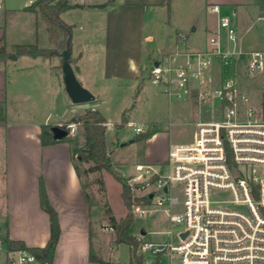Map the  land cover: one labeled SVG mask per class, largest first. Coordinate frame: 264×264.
I'll use <instances>...</instances> for the list:
<instances>
[{
    "label": "crops",
    "instance_id": "obj_1",
    "mask_svg": "<svg viewBox=\"0 0 264 264\" xmlns=\"http://www.w3.org/2000/svg\"><path fill=\"white\" fill-rule=\"evenodd\" d=\"M32 1L24 0L18 9L33 19L27 42L8 31L3 22L4 7L0 10V43L9 52L0 61V102L5 107V120L0 124V205L7 212L0 236L7 233L27 246L46 243L49 217L39 203L41 179L60 226L52 264H102L90 259V252H95L93 238L102 236V220L100 215L93 214L89 194L74 169L71 146L65 141L42 145L38 136L42 124L66 122L80 111L81 103L71 102L65 91L58 55H16L12 50L16 44L53 46L46 18L37 10L25 9ZM70 3L77 6L61 12L60 17L72 25L71 65L77 80L94 95L88 107L97 109L106 122L114 124L119 121L111 117L109 98L120 96L114 105L116 114L122 117L124 113L130 123L126 108L132 97L139 94L149 67L160 60L170 63V45L182 48L175 51L176 59L182 62L195 58L198 52L208 51L209 38L221 33L218 21L225 15L236 31L238 48L253 50L245 43L243 34L256 21L260 25L264 21L259 0H70ZM215 4L219 6L218 12L209 8ZM70 10L80 11L77 26L72 19L62 17ZM222 37L221 33V40ZM166 158L165 155L158 162H165Z\"/></svg>",
    "mask_w": 264,
    "mask_h": 264
},
{
    "label": "built area",
    "instance_id": "obj_2",
    "mask_svg": "<svg viewBox=\"0 0 264 264\" xmlns=\"http://www.w3.org/2000/svg\"><path fill=\"white\" fill-rule=\"evenodd\" d=\"M209 8L219 11L216 4ZM218 23L222 40L220 32L211 36L208 51L175 66L172 79L170 69L163 66L168 75L167 94L185 96L194 84L199 101L215 96L217 105L210 119L195 122L191 141L169 147L158 169L150 164L135 166L152 176L146 201L153 199L162 207L170 223L182 224L176 233L168 230L158 241L135 235L143 264H149L147 255L153 256L154 264H161L164 255V264H173L174 254L179 264H264V110L261 103L252 106L245 94L235 92L232 77L241 54L249 73H264V51L238 48L228 16H220ZM213 62L223 79L211 89ZM157 68L153 66L152 71ZM67 125L72 129L74 123ZM130 125L135 134L144 130L143 124ZM227 191L232 199H221ZM145 205L133 204L132 212L143 214ZM175 205L180 212L172 211ZM8 260L9 264H49L25 249L9 251Z\"/></svg>",
    "mask_w": 264,
    "mask_h": 264
},
{
    "label": "rangeland",
    "instance_id": "obj_3",
    "mask_svg": "<svg viewBox=\"0 0 264 264\" xmlns=\"http://www.w3.org/2000/svg\"><path fill=\"white\" fill-rule=\"evenodd\" d=\"M3 11L6 15L3 17V22L10 33L27 42L29 38L28 29L33 24L31 15L26 12L19 11L24 0H2ZM70 2V0H69ZM79 10H70L62 15L64 19H72L77 26V14ZM40 23V22H39ZM41 29V28H40ZM245 43L249 45V49L264 50V21H256L252 27L243 34ZM33 41V40H32ZM52 47L58 48L57 45ZM182 48L170 45L168 54L170 55V63L160 60L157 67L167 66L170 69L171 79L174 74V67L182 61L176 59L175 51ZM59 50V48H58ZM60 53V51H59ZM61 62V54H58ZM246 57L241 54L234 62L232 77L234 79V88L237 94H245L248 97V104L252 106L260 105L262 100V92H264V73L252 74L247 71L245 64ZM214 68L210 74L212 76V87L218 86L222 81L223 76L219 75V66L213 62ZM152 67H149L146 73V79L141 86L139 94L133 96L131 105L126 108L127 120L131 123H142L141 127L144 130L149 128H157L158 131L151 134L145 139L134 141V125L127 123L124 115V123L122 127L116 128L114 122H106V143L110 157L115 163L116 170L128 178V182L132 184L131 192L134 196H138L137 203H146L143 208V214L133 213V219L129 230L131 234L140 236L144 240L158 241L162 240L165 232L171 230L176 233L182 228V224L170 223L167 213L162 207L155 204L151 199L146 201L143 196L152 188V176L144 173V170H137L136 164H151L155 169L159 168V162L168 153L169 147L174 143H187L193 139L195 130V122L197 119H210L217 105V98H211L199 101L196 98V90L181 97H175L172 92L167 94L162 86L153 82L154 72ZM119 96V95H118ZM118 96L112 95L109 102L112 104L111 117L114 120L121 121L120 116H117ZM120 97V96H119ZM188 101V102H187ZM93 101L81 103L80 111L76 114L83 113L86 108H90ZM243 106L242 102L238 103ZM118 113V112H117ZM117 117H119L117 119ZM74 123L72 129L64 122L60 125L68 128L67 136L73 140L75 147H81L84 144L82 135V127L80 122ZM116 134V135H115ZM78 166L80 179L85 185L89 194V198L93 204V214L100 215L101 218V238H93L94 254L101 256L114 264H129V245L126 243H117L114 241V231L109 225L105 210L108 208L112 214L119 218L126 212L125 206L120 196V183L116 181L110 173L100 169L89 171L87 167L93 162H79L76 154L73 158ZM1 159H0V175H1ZM165 171H167L165 169ZM2 191V183L0 177V198ZM221 199L230 200L232 195L230 192H225ZM4 206L0 205V226L4 223L7 212ZM173 212H180V206L172 207ZM176 242V241H175ZM149 264H154L153 256L147 255ZM144 262V261H143ZM166 262L164 255L161 264ZM0 264L5 262V253L0 249ZM9 264V261H8ZM173 264H179L178 256L174 254Z\"/></svg>",
    "mask_w": 264,
    "mask_h": 264
},
{
    "label": "trees",
    "instance_id": "obj_4",
    "mask_svg": "<svg viewBox=\"0 0 264 264\" xmlns=\"http://www.w3.org/2000/svg\"><path fill=\"white\" fill-rule=\"evenodd\" d=\"M97 4L96 6H100ZM259 5L264 11V0H259ZM77 6V4H71L69 0H34L28 6L26 10L39 11L47 20V32L48 38L53 45H57L58 48H41L37 44H16L12 46V50L16 55L26 54L29 56H44L50 57L53 55L61 54L66 48H71L72 37V25L64 22L60 13ZM60 51V53H59ZM9 52L6 50L5 44L0 43V61L7 58ZM70 63L72 59L70 57ZM261 108L264 110V92H262ZM5 120V107L4 103L0 102V124H3ZM80 122L82 127V135L84 144L81 147H75L73 140L69 136H62L55 138L51 124H42L40 132L38 134L42 145L53 144L56 142L65 141L71 146L72 159L76 154L79 162L93 163L87 167V170L94 171L103 169L110 173L112 177L120 183V196L125 206V214L119 218H116L111 210L108 208L105 210L109 225L114 231V241L117 243H126L129 245V264H143L142 255L136 251L138 241L135 235L131 234L129 227L133 219L132 205L137 203L138 196H134L131 192L132 184L128 182V178L122 176L115 168V163L109 155L106 143V122L104 116L97 109L86 108L83 113L75 114L71 116L66 123ZM124 123V113L121 121L115 123L116 128L122 127ZM68 130L67 127L60 125ZM157 128H149L143 130L134 135L133 140L138 141L147 138L151 134L155 133ZM116 135V134H115ZM73 166L77 173L80 175L78 166L73 160ZM146 200V196H143ZM39 203L41 209H43L49 217V236L46 243L43 246H27L23 241L12 239L5 235L0 236V243L2 245V251L5 253L6 263L8 264V252L11 250L25 249L33 253L36 258L44 263L48 262L52 264L55 248L60 234V226L58 222L57 212L50 204L45 192V188L42 180H39ZM90 259L102 264H114V262L106 261L96 257L90 252Z\"/></svg>",
    "mask_w": 264,
    "mask_h": 264
},
{
    "label": "water",
    "instance_id": "obj_5",
    "mask_svg": "<svg viewBox=\"0 0 264 264\" xmlns=\"http://www.w3.org/2000/svg\"><path fill=\"white\" fill-rule=\"evenodd\" d=\"M71 48L61 51V70L63 84L71 102L75 104L86 103L94 100V95L77 80L73 67L70 63ZM15 57V55H12ZM52 131L55 138H60L68 134V130L60 125H53ZM151 196V195H150ZM185 233L182 234L184 236Z\"/></svg>",
    "mask_w": 264,
    "mask_h": 264
},
{
    "label": "bare ground",
    "instance_id": "obj_6",
    "mask_svg": "<svg viewBox=\"0 0 264 264\" xmlns=\"http://www.w3.org/2000/svg\"><path fill=\"white\" fill-rule=\"evenodd\" d=\"M153 82L162 86L163 90L167 93L168 75L165 67H159L154 72ZM128 124H132L131 122Z\"/></svg>",
    "mask_w": 264,
    "mask_h": 264
}]
</instances>
